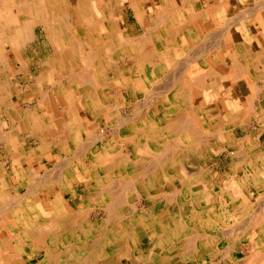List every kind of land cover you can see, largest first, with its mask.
Instances as JSON below:
<instances>
[{
  "label": "bare ground",
  "instance_id": "6f19581e",
  "mask_svg": "<svg viewBox=\"0 0 264 264\" xmlns=\"http://www.w3.org/2000/svg\"><path fill=\"white\" fill-rule=\"evenodd\" d=\"M184 1L185 0H183V2ZM138 4L140 6L139 1ZM178 6L180 7V5ZM92 7L93 6H91V8ZM174 8L171 10H174ZM251 10L248 12H251ZM191 12L192 11H190L189 13ZM161 13L162 12L160 11L159 14ZM193 15L194 13H192V15L190 14L189 16L194 17ZM189 16L188 18H190ZM0 22L2 21L0 20ZM155 22L160 21L158 20ZM178 25L180 26V24ZM145 32L149 33L148 30ZM213 33L210 32V34ZM222 33L223 32H221V34ZM145 35L147 34L145 33ZM149 37L150 36L148 35L147 39H149ZM132 38H135V36ZM139 38H141V35ZM217 38L218 39L216 41L219 42L220 38ZM145 40L146 38L143 41ZM118 41L122 43V38L118 39L117 35H109L107 40L102 38L94 40V38L89 35L86 39V43L88 46L91 47H88L85 50H83L80 45L77 47L76 50L78 52L79 59H73L74 62L71 68L72 75H70L72 78L71 83L75 85L74 88H72L70 91V87L64 88L63 85H60V87L57 88V91L54 88L55 92L59 93V96L62 98L65 104L69 106V108H63V111L57 112V115L59 117L57 116L55 121L53 120V125L55 128L53 130V133L51 131H45V133H43L45 137L52 136L53 143H49L47 139L43 137L41 140V146L39 148H33L32 152H27V158L33 161L35 157H38L40 155L51 154L52 144L55 147L66 145V140L71 136V134L75 133L76 138H81L82 135H86V130L89 125L93 123L95 115L108 110L112 111V116L110 120L112 127L111 131L109 130V133L111 132L113 136L109 139H106L105 134L107 130L98 126V128L100 129H96L95 131H93L91 137L88 138L89 140H87V143L84 142L82 146V150H92L91 158L93 159V163H91L90 165L87 164V162L83 160V157H80L82 155V153H79L81 150H78L79 152L76 155H74V152L70 157H68L67 155V157L64 158V165L66 167H69V173H66V175L61 176V172L59 170L58 172L60 173L57 172L52 174L50 172L51 169H46L49 172H44L46 173L45 175L43 174L36 178L34 177L35 179L31 183L27 180V191H24L25 193L23 194L18 193L19 195L14 196L13 200L11 198L12 201L9 202V205L7 204V207L9 206L8 214H6L8 217L6 219L7 230L5 229L6 231H4L0 229V263L264 264V256L261 257L263 255L262 248L264 247L263 233H259L258 236L255 237L251 236L252 239H250L249 241L250 244L247 242L249 245H251V249H248L250 251L249 255L247 254L246 257L244 256L242 258H236L233 255L234 251H236L237 248L234 247V244H232L234 242L231 239L234 237L236 231L241 227L239 224L241 220L238 219L239 216H241V214H244L245 212L240 209L239 210L241 212H230L231 216L233 215L234 217V224H229L230 222L228 221L226 223L223 220V224H221L219 221L217 224L212 222V225H210L208 224V222H205L204 216L202 214L203 212L201 213L199 209L200 198L197 199V197L200 196V165L196 167L197 163H195V161L193 160H187L188 157L186 156L189 153H194L198 155L197 157L200 158V154H202V150L204 149L203 145L205 142L204 139L206 138V135L204 137L203 130L200 127V105L198 109L196 108L197 110L195 109V107L190 109V102L192 99L188 93V86L185 87L184 83L182 82L187 81L193 85H196V87L197 85L200 86V82L202 83V81H200V71H196L197 73H195L193 77L192 75L190 77H186V70L188 68V65H190L187 63L191 62H189V60H194L195 58L198 59L200 50L197 49L198 47H193V49L197 50L198 53L194 52V54L192 55L193 50L191 48V57H187L189 58V60L182 56L183 59L185 58V60H188L186 64L182 66L175 65L178 71L174 72L173 74L170 73V75L172 74V77H169V79H167V76L165 75V86H156L158 88V92L157 90H155V92L159 93L158 95H160V97L164 99L165 102L163 103L166 106L169 101L170 104H174L173 102H177L178 105H175V109H181L174 113L172 112V110H168V108H166L163 110V114H159L158 111L160 110V108H158L157 105L158 101H151L156 99L155 96H153L154 93L153 95L150 93L151 89L153 88V85L150 89L147 84H144V82L140 80V78H136L134 81L132 70L139 68V66L137 68H134L137 62L136 55L129 54V57L124 58V56L118 52L120 50L116 49V45L114 46V44H116ZM123 41L125 42L124 39ZM127 41L128 40H126V42ZM210 41L212 42V40ZM130 43L133 44L132 41H130ZM208 43L211 44L210 42ZM79 44H81V42ZM208 45L206 47H208ZM203 46L204 45L200 46L201 50ZM215 48L218 49L217 47ZM202 51H200L201 54ZM205 51L203 52L205 53ZM232 53L231 56L236 57L232 55ZM179 54H176V56H178ZM201 54L199 55V57L201 56ZM184 55L186 56V52ZM177 58L178 57H176V59ZM183 59L181 60L183 61ZM78 60L82 62L84 61V65L80 64ZM169 60L170 58L164 59L165 63L170 62ZM181 60H178L180 64ZM122 61L125 62V67L122 65ZM236 62L233 66H237ZM182 64H184V61L182 62ZM171 65L174 66V64ZM174 67H172V69H176V67ZM99 68L100 70L98 73ZM194 68L198 70V68ZM244 68H246L245 65ZM172 69L170 72H172ZM209 70L211 71L210 73H212V70ZM237 71H235L234 73H237ZM213 72L214 74L216 73L215 71ZM208 74L209 73H207V75ZM178 84H181L183 87H180L179 90L177 89L178 92L173 93V97H165L168 95V90L172 89L175 85ZM125 88L129 90V94H131L133 91L137 94V99L135 101L129 100L127 104H133L134 108H138L140 111H145L148 109L147 113L144 114V117L148 114L151 115L152 113L153 115H156L157 119L155 120V122H152L156 124L155 126L150 123L151 121H146V123L144 120L142 124L144 127H139L135 122L136 120L140 119V117H138L140 115L132 116L138 117L134 118L133 121L130 119L131 117L129 118L128 116L127 118L122 115V113L119 111L118 106L122 99L120 96L122 95L116 92H119L120 90L124 91ZM72 90L75 93H73L72 95H74L75 97H73L74 99L70 100L69 97L72 96L70 93ZM153 90L154 89H152V91ZM196 90L197 94L200 96L198 88H196ZM47 91L49 90H44V93H41L43 98L45 99L44 103L46 104H48L49 102L46 101V98L49 97V92ZM80 93H84L81 96L82 98H76L77 95L79 96ZM85 93H88V95H86ZM113 94L114 98H112L114 102L109 103ZM160 100L162 101V99ZM170 107L173 109V105H170ZM245 107H247L245 109H247L248 112V105ZM204 118L206 122L210 120L208 117ZM204 118H201V120L204 121ZM35 122L37 121L35 120ZM34 129L36 130V128ZM42 129L40 130L42 131ZM87 132L90 133V131L88 130ZM0 136L2 135L0 134ZM2 139L0 140L1 142ZM86 139L87 138H85V140ZM96 144V152H94L92 146H95ZM61 153L63 154V151ZM13 160L15 162L16 157L15 159H12V161ZM60 162L62 163L61 160ZM58 163L59 162H57V165ZM58 166L57 169H60V167ZM52 168L55 169L54 166ZM82 181L86 182V188H84L82 192H80L84 195V197H82V195H79V193L77 191L75 192L73 189L75 182L80 183ZM232 182L233 180L230 182L229 185H231ZM260 183L262 186L264 185V183ZM53 184V188H56V192H54L55 198L50 199V193L52 194V192H49V187L50 185L52 187ZM231 188L228 189L227 194L230 196H232L234 193L237 194L238 186L234 185ZM61 189L70 190L72 192L73 195L71 197V202L68 203V200L61 192ZM5 194L6 193H4L2 196H4ZM10 195L12 197L14 194ZM31 197L35 199H33L32 201ZM29 198L31 203H23V201L29 200ZM98 198H104L102 199L103 202L98 201ZM256 198L261 199V197L259 196ZM144 199H146V203L145 201H142ZM261 200L263 201L264 199L262 198ZM14 203H16V205ZM88 203L98 204H96V206H92L91 204V207ZM162 204H166L167 206L162 207ZM259 207L261 208L262 206ZM259 207L258 210H260ZM261 211H263V207ZM255 212L257 211L255 210ZM231 216L228 217V219H230ZM246 216H244V218ZM200 217L204 222V224L201 226L200 222H197L198 220H201ZM250 218L251 217H249V219ZM249 225L255 227L257 226L256 221L254 225L251 224V222L250 224H248L247 222L243 226L248 228ZM139 230H143L141 231L142 233ZM145 237L148 239L147 244L144 239ZM13 242H15L16 244L20 243L22 246H24L23 250L25 251H23V254H3L1 246L9 244L11 245V243L13 245ZM221 242L223 243L220 246ZM215 245H217V247H215ZM29 246H31L32 251L27 255V257L23 258V255L25 252H27L26 249ZM248 247L249 246L247 245V248ZM40 251H43V256L41 258L37 256ZM17 254L20 256H16Z\"/></svg>",
  "mask_w": 264,
  "mask_h": 264
},
{
  "label": "crops",
  "instance_id": "0c3cea01",
  "mask_svg": "<svg viewBox=\"0 0 264 264\" xmlns=\"http://www.w3.org/2000/svg\"><path fill=\"white\" fill-rule=\"evenodd\" d=\"M182 2L183 0H0V20L2 21L0 22V134L4 136H0L1 139L2 137L4 139L2 142L0 141V147L4 149L9 147L12 150L7 156V162H10V166L13 168L21 164L22 174L27 175L28 149L39 148L43 137L49 143H53L52 136V138L50 136L45 137L43 134L45 131L54 132L53 124L58 116L57 112L60 111L56 109V100L53 96L55 89L52 86L57 83V79H59L58 82H61L62 70H70L71 72L73 59H79L77 47L80 45L83 50L91 47L86 43L89 35L94 40L100 38L107 40L109 35H117L118 39L122 38V43L118 41L114 46L116 45V49L120 50L118 52L124 58L129 57V54L136 55L137 62L134 68L140 66L142 60L144 61L142 59L144 53L155 68L157 64L154 63L157 61H159L158 65L162 66L160 68L174 67L171 64L177 53H184L188 50H185L187 46L192 45V43H196V45L199 43L197 49L206 51L205 53L202 51V54L199 51L201 56L198 55L200 60H198L197 66L188 65L187 69L190 67L200 68V81H202V83L199 81L200 92H202V94L200 93V116L212 118L211 121L209 120V123L212 124L211 127L203 129V133L210 132L216 136L217 140H220V133L226 131L220 128V124L224 122V117L229 116V122L232 126L227 131L230 135L237 136L233 147L238 149V153L233 158H229V163L236 166L237 163L245 161L242 152L245 149H248V152L252 150L255 153L258 152L259 157L264 158V0L263 2L262 0H185L184 4ZM95 3L100 5L99 12L94 7ZM91 6L93 7L91 8ZM173 8L174 10H171ZM250 10L251 12H248ZM160 11L161 14H159ZM190 11L192 12L189 13ZM192 13H194V17L189 16ZM158 20L160 22H155ZM147 30L149 33L145 32ZM210 32L214 33L210 34ZM221 32L223 33L221 34ZM140 35L141 38L142 36L144 39L146 38L145 41L147 42L143 41V38H139ZM148 35L150 36L149 39H147ZM134 36L136 39L132 38ZM217 37L220 38L219 42L216 41ZM203 39L208 40L204 41ZM126 40L128 41L126 42ZM130 45L134 46L133 49L126 50V46ZM202 45L204 46L201 50L200 46ZM207 45L208 47H206ZM230 49L231 53L233 51L232 55L236 57L231 56ZM126 51L128 56L125 55ZM194 52L198 53L197 50H194L193 54ZM46 53L48 54L47 58H45ZM165 58H170V62L165 63ZM235 62L237 66H233ZM79 63L82 64V61ZM122 63L125 62L122 61ZM206 67L212 70V77H205L204 72L201 71ZM16 69H22L23 73L19 77H15L21 78L22 81L25 80L26 83L22 84L21 93L19 91L17 98H14L12 86L15 77L13 70L16 73ZM213 71L216 73L214 74ZM235 71L237 73H234ZM70 75L72 72L68 76ZM43 82L51 83L48 85L49 97L46 98V101H49L48 104L44 103L45 99L41 90L33 91L31 94L24 92L26 86L32 88ZM211 84L215 85L212 86ZM122 101L126 100L123 99ZM247 105L249 113L245 109ZM135 110L137 111L135 112ZM135 110V115H142L138 108ZM3 122L4 126H2ZM204 140L203 148L205 149L209 147L207 145L209 138ZM71 142L73 141H66V145H64L66 147L60 146L62 147L60 149L68 148L69 145L73 147ZM218 142L212 147L222 148L220 147L222 143ZM33 144L34 146H32ZM51 147L54 149L58 146L55 147L52 144ZM204 149L202 154H204ZM197 156L194 153H189L186 157H188L187 160H193L197 163ZM236 156L239 157L236 158ZM15 157L18 162L12 161ZM262 159H258L255 165L262 164ZM249 163L253 164L254 162L249 161ZM64 164L59 170L61 176L67 173V167L63 168Z\"/></svg>",
  "mask_w": 264,
  "mask_h": 264
},
{
  "label": "rangeland",
  "instance_id": "374dc122",
  "mask_svg": "<svg viewBox=\"0 0 264 264\" xmlns=\"http://www.w3.org/2000/svg\"><path fill=\"white\" fill-rule=\"evenodd\" d=\"M98 4L99 3H95L94 4V7L96 8L97 12L100 11V5H98ZM133 47H132V45L126 46V50H132ZM193 47L197 48V45L192 43V45H189V46H187L185 48V50H187V49L189 50V51L187 50L189 54L186 51V56L184 55L185 52L184 53H180L181 56H180L179 53H177L179 55L178 56L175 55V58L173 59L174 61H173L172 64H174V66L175 65H184V64H186L187 59L189 60V58L191 57V55H190V53H192L191 48H192L193 51L195 50V49H193ZM125 55L128 56L127 51L125 52ZM192 55H193V53H192ZM47 56H48V54L46 53L45 54V58H47ZM138 56H140V54H138ZM182 56L185 57V58H187V57H189V58H187L185 60V58L183 59ZM147 57L148 56L144 53V55L142 56V59H144V61L142 60V63H140L139 68L132 70L134 81H135L136 78L137 79L140 78V80H142L144 82V84H147V86H149L150 89L152 88V85H153L152 89H154V90L152 91V89H151L150 93L152 95L154 93L153 96H155L156 99L154 98L155 100H151V101H158L157 105H158V108H160V110L158 111L159 114H163V110L166 109V108H168V110H172V112L176 113V111L181 110V109H177V110L175 109V105H178L177 102H173L174 104H170V101H169L167 106H166L163 103V102H165L164 99L161 98L160 95H158L159 93H156L155 90H157V92H158V88L156 86H158V87H161V85L165 86V82H166L165 75L167 76V79H169V77L171 78L172 74L174 72L178 71L177 67L175 66L176 69H172V67L160 68L162 66L160 64L158 65L159 61H157L154 64L155 65L157 64L158 68L157 67L155 68L152 65L153 63H151L150 60H148ZM176 57H178L180 59H178V58L176 59ZM181 59H183L184 64H182L183 61ZM195 59L194 60L193 59L189 60V62L191 61L190 62V66H193V65L197 66V64L199 62L198 60H200V58L199 59L195 58ZM178 60L179 61L181 60V64H180V62H178ZM176 61H177L178 64L176 63ZM82 64H84V61L82 62ZM122 65H125V64H122ZM144 65H146L147 67L144 66ZM100 68L98 69V73H99ZM171 69H172V72H170ZM33 71H35V70H33ZM196 71L198 72L200 70L199 69L197 70V69H195L193 67H190L189 69L186 70V77H190L191 75L193 77L195 75V73H197ZM201 71L206 74L205 77H212L208 67H206L204 70H201ZM71 72H70V70H62V78L61 79L63 80V82H58L59 79H57V83L53 84V86H52L53 89L55 88L56 91H57V88H59L60 85H63L64 88H66V87L69 88L70 87L69 91L72 88H74L75 85L73 83H71L72 78H70V76H68ZM21 73H23L22 69H16V73H15V70H13L14 77L15 76L19 77V75ZM170 73H172V74L170 75ZM207 73H209V74L207 75ZM168 75H170V76H168ZM24 81L25 80L22 81L21 78L20 79L19 78L17 79L16 77L14 78V84L12 86L13 92H14V98H17V93H19V91L21 93L22 84L26 83V81L25 82ZM186 82L187 81H184L182 83H184L185 87L188 86V89H189L188 93H189V96L192 99L191 102H190L191 103V106H190L191 108L190 109H192L193 107H195V109L196 108L198 109L199 105H200V96L197 94L196 88H198V91L200 92V86L197 85V87H196V85H193V84H191L189 82H187V84H186ZM50 84L51 83L43 82L42 84L39 83L38 85L33 86L32 88L31 87L28 88V86L23 85V86H26L24 92L25 93L27 92V93L31 94L33 91L41 90V93H42L44 90L48 89V85H50ZM181 84L175 85L172 88L173 90L172 89L168 90V95L165 96V97H169V98L173 97L174 96L173 93H177L178 90L180 89V87L181 88L183 87L182 86L183 84L182 85ZM85 88H86V86H85ZM122 91L123 90H120L119 92H116V93H118V94L120 93V95H122V96H120L122 98L121 102L118 105L119 106V111L122 113V115H124L127 118H128V116H129V118L131 117L130 119L132 121L134 120V118L140 117V119H138V120L135 119L136 120L135 123L139 127H141V126L144 127L142 125L144 120H145V122L146 121H148V122L151 121L150 123L153 126H155L156 124L152 123V122L153 121L155 122V120L157 119L156 115H153V113H152L151 115L148 114V115H146L144 117V114L147 113L148 109L145 110V111H141V114L143 116L140 115L138 117H132V116H137V115H133L134 114V110L136 108L134 109L133 104H131V103L127 104V102L129 100H134L135 101L137 99V94L134 91L131 94H129V90L127 88H125L123 92ZM57 93L58 92H54V90H53V96H54V98L56 100L55 104L57 106L56 109L60 110V111H63V108H65V109L69 108V106L66 105L65 102L62 100V98L59 96V93H58V95H57ZM70 93L72 95L74 93V91L72 90ZM123 93H125V94H123ZM200 93L202 94V92H200ZM83 94L84 93H80L79 96L77 95L76 98H82L81 96ZM156 94H157V97H156ZM23 95H24V93H23ZM86 95H88V93ZM73 97H75V96L72 95L71 97H69V99L72 100V99H74ZM112 97L114 98V94L111 96V100L109 101V103H113L114 102ZM123 99H125L126 102L122 101ZM160 99H162V101ZM67 101H69V100H67ZM169 104L173 105V109L170 107ZM124 108H125V110H124ZM123 111H125V112H123ZM135 112H136V110H135ZM111 116H112V111L111 110L104 111L102 113L96 114L95 117H94L93 123H91L89 125V127L87 128V130L90 131V133L87 132V130H86V135H82V137H81L83 139L78 138V137L76 138L75 133L71 134V136L66 141L68 142L69 140H72L73 142L71 144L74 145L73 147H68L66 149H64V148L60 149L61 147L58 146L57 148L52 149L51 150V154H49V155L44 154V155H40L38 157H35L34 158L35 161H31V159L27 158L26 161H27V164H29L28 165V167H29L28 168V173L29 174L27 173V175H25V173L22 174V172H21L22 165L21 164L15 166L13 168L11 166H9L10 162H7L6 159L8 158L7 156L11 153L12 150L4 149L3 147H0V199H1L0 200V208H1L0 209V229H2L4 231L7 230L6 229V226H7L6 219L8 217H7L6 214H8V210H9V206L7 207V204L8 205L10 204L9 202H11L14 199L13 198L14 196L19 195V194H23V193H25L27 191L26 189H28V185H27L28 181H30V183H31L36 177H38L40 175H43V174L45 175L47 172H49V171H47L49 169H51L50 172L52 174L57 173L58 170H60L61 166H62L61 163H58V165H59L58 166L57 162L60 161V160L64 161L63 158L67 157V155H68V157H70L74 152H75L74 155H76L79 152L78 150H81L79 152V153H82V155L80 157H83V160L85 162H87V164L90 165L91 163H93L92 162L93 159L91 158L92 157L91 156V151L92 150L91 149H83L82 150V146H83L84 142L87 143V140H89L88 138L91 137V134H92L93 131H95L96 129H100V128H98V126H100L103 129L107 130L106 134H105L106 139H109L110 137L113 136L111 134V132L109 133V130L111 131V127H112L111 123H110ZM201 118H204V117L200 116V127H201L202 130L211 127L212 124H210L209 121L206 122L205 118H204V121H203V120H201ZM211 119H210V121H211ZM223 121H225V122H222L220 124V128H223L226 131L220 133V138H219L220 140H217L216 136H214L210 132L206 131V132L203 133L204 135H206V138L207 137L208 138L210 137V138H209V142L207 143V145H209V147H206L204 149L205 150L204 154H200V158L197 157L198 161H197L196 167H198L200 165V170H201L200 171V176H199L200 177V196H198L197 199L200 198V206H199L200 207L199 208L200 212L201 213L203 212L202 214L204 216L205 222H208V224H210V225H212V222L217 224L219 221H220L221 224H223V220L226 223L228 221V222H230L229 224H234V222H233L234 221V217H233V215L231 216L230 212H233V213L235 211L241 212L240 210L245 212L244 214H241V216H239L238 219H240L242 221L241 222L239 220L240 221L239 224H240L241 227L236 231L234 237L231 239L234 242L232 244H234V247L237 248V250L234 251L233 255L236 258H242L244 256L246 257V255L247 254L249 255V253H250V251L248 249H251V245H249L250 244L249 241H250V239H252L251 236L252 237L258 236L259 233L260 234L263 233V235H264V213H263L264 212V203H263L264 200L263 201L261 200L262 198L264 199V185L262 186L261 183H260V182L264 183V162L262 164L260 163L258 165L257 164L255 165V162H257L258 159L261 160V158H263L261 156L262 154L260 153V156H261V158H260L258 152L255 153V151H253V150L248 152V149H245V150L242 151L244 153L245 161H242L241 163L240 162L237 163L236 166H234L235 164L234 165L230 164L229 163L230 162L229 158H233L235 153H238V150H235V148L233 147V145H235L237 136L234 135V134L230 135V133L227 131L232 126L230 124V122H229L230 121L229 116L224 117ZM2 126H4V122H3ZM85 138H87V139L85 140ZM217 141L222 143V145H220V147H222V148L217 149V148H213L212 147V145L216 144ZM78 145H81V146H78ZM33 146H34V144H33ZM77 146L80 147L81 149L78 148ZM96 146H97V144L95 146H92L93 147L92 149L94 150V152H96ZM246 150H247V153H245ZM28 151L32 152V149H30V150L28 149ZM62 151H63V154L61 153ZM54 157H55V159H57L56 161H54L55 160ZM237 157H239V156H236V158ZM2 160H4V161H2ZM16 160L18 162L17 158H16ZM262 160L264 161V158ZM249 161H253L254 163L250 164L251 162L249 163ZM207 162H212V163L211 164H205ZM53 166H54L55 169L52 168ZM57 166L60 167V169L59 168L57 169ZM63 168H66V166L63 165ZM261 168L263 169V173H262V169ZM66 170H67V173H69L68 172L69 171V167H67ZM44 172H46V173H44ZM255 177H256V179H255ZM230 178H231V180H230ZM232 180H233L232 184L229 185ZM52 183H55V182H52ZM85 183H86L85 181H82L80 183H76L75 182L74 186H73V189H75V191L79 192V195H82V197H84V195L80 194V192H82V190L84 188H86V184ZM234 185L238 186L237 194H235L232 191L234 194L232 196H230V195L227 194V191H228V189H230ZM243 185H245V186H243ZM228 186H231V187H228ZM53 187H54V184L52 185V187H51V185L49 187V190H50L49 192H52V194L50 193V199H54L55 198V196H54L55 193L54 192H56V190H55L56 188H53ZM231 190H232V188H231ZM46 192H47V190H46ZM61 192L64 194L65 198H67L68 203L72 201L71 197H72L73 194H72V192L70 190L68 191V190H62L61 189ZM2 193L3 194L6 193L4 195L5 197L2 196L3 195ZM10 194H12V195L14 194V195L11 197ZM208 194H210V195H208ZM254 195H255V197H254ZM258 196L261 197V199L260 198L257 199L256 197H258ZM6 198H7V201H6ZM11 198H12V200H11ZM43 198H44V195H43ZM31 199L33 201V199H35V198L31 197ZM102 199H104V198H98L97 200L103 202ZM203 199H204V201H203ZM260 200H261V202H260ZM17 201H19V200H17ZM142 201L143 202L145 201V203L147 202L146 199H144ZM20 202H21V199H20ZM24 202H25V204L31 203L30 198L27 201L26 200L23 201V203ZM98 203H100V202H98ZM98 203H94V204L93 203H88V204L90 206H91V204H92V206H96V204H98ZM257 203H259V204H257ZM14 204L16 205V203H14ZM165 206H167V205L166 204H162V207H165ZM257 206L258 207L262 206L263 207V211H261L262 207L261 208L259 207L260 210H258ZM199 209H197V210H199ZM255 210L257 212H255ZM251 212H253V213H251ZM62 213H61V215H62ZM250 214L254 215V216H251ZM230 216H231V218L228 219V217H230ZM244 216H246L245 217L246 219L244 218ZM249 217H251V218L249 219ZM242 218H243V220H242ZM214 220H215V222H214ZM231 220H232V222H231ZM255 221H256V225H257L256 227L252 226V225H249L248 228L243 226L247 222H248V224H250V222H251V224L254 225ZM197 222H200V226L204 224L202 218H201L200 221L198 220ZM243 222H245V223H243ZM224 228H226V227H224ZM141 231H143V230H141ZM248 232H249L250 235L248 234ZM144 239H145V242L147 244L148 239L146 237ZM13 243L16 244L15 242H13ZM222 243L223 242H221L220 246L222 245ZM14 244L12 245V243H11V245L9 244V245L1 246L2 247L1 250L3 251V254H5V253L8 254V255L11 254V253H14V254L20 253V255H21V253L23 254V251H25V250H23L24 246H22L20 243L16 244V245H14ZM247 245L249 246L248 248H247ZM215 247H217V245H215ZM26 250H27V252L24 253L23 258L27 257V255L32 251L31 246L27 247ZM262 251H263L262 252L263 255L261 257L264 256V247L262 248ZM20 255L17 254L16 256H20ZM37 256L39 258H41L43 256V251H40ZM263 259H264V257H263ZM0 264H3V263L1 262Z\"/></svg>",
  "mask_w": 264,
  "mask_h": 264
}]
</instances>
